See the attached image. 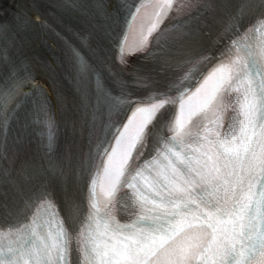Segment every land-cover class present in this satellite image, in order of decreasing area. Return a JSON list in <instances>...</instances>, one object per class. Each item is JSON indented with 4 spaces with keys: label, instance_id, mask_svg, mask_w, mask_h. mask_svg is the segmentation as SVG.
<instances>
[{
    "label": "snow or ice",
    "instance_id": "obj_1",
    "mask_svg": "<svg viewBox=\"0 0 264 264\" xmlns=\"http://www.w3.org/2000/svg\"><path fill=\"white\" fill-rule=\"evenodd\" d=\"M260 23L264 26V21ZM122 39L127 44L128 37ZM146 40L143 32L138 33L133 47L139 49ZM120 51L124 52L125 48ZM245 55L247 58L240 61L221 62L194 92L182 93L178 99L155 97V102L149 106H142L145 101L135 102L126 123L118 129L115 144L126 125L141 127L157 117L161 100L179 105L177 135L163 145V153H157L151 178L145 176L147 166L135 175H125L123 167L116 163L114 147L106 150L110 153L108 164L97 182L105 197L100 207L93 204L90 223L80 233L85 264H93L97 259L101 264H264V176L256 185L258 198L251 192L242 197L239 211L222 206V201L232 192L228 182L222 183V159L232 157L236 146L229 139L217 140L216 133L223 137L230 130L229 127L221 132L220 113L225 110L224 97L238 82H246L247 86L236 101L238 116L243 118L235 121L243 120L245 131L251 130L253 137L257 128L264 133V50L259 59L253 58L251 51ZM83 67L82 63L81 70ZM97 86L103 91L99 80ZM36 90L43 92L42 88ZM103 94L108 101H114L106 92ZM14 95L15 89L0 88V118L5 123ZM114 103L132 102L116 100ZM40 113L46 117L42 121L46 133L42 134L46 135L51 149L55 144L57 123L44 103L40 105ZM197 114H203V119L208 120L207 126L197 122L182 132L190 118ZM210 141L213 142L211 149ZM169 144L178 145L179 150L174 151ZM122 190L129 194L130 202L118 198ZM146 191L155 195L146 196ZM118 206L120 211L134 216L132 223L116 222L114 213ZM56 216L55 212L48 213L49 218L43 221L39 233L34 227L36 219L23 226L18 221L13 222L7 231L0 230V264H79L80 252L72 242L78 231L77 224L83 221L72 213L65 230ZM98 219L103 223H97ZM3 227L0 225V229ZM97 230L125 235L122 241L118 239L116 244L101 248L97 244Z\"/></svg>",
    "mask_w": 264,
    "mask_h": 264
},
{
    "label": "clouds",
    "instance_id": "obj_2",
    "mask_svg": "<svg viewBox=\"0 0 264 264\" xmlns=\"http://www.w3.org/2000/svg\"><path fill=\"white\" fill-rule=\"evenodd\" d=\"M159 102L161 103V110L169 103L168 100ZM208 111L211 112V108ZM155 121L156 117L141 127L134 124L125 126V132L118 138L113 149L116 163L118 166H122L124 171L126 169L135 170L132 154L138 150V146L139 149H143L148 145L149 137L152 135L150 129ZM216 139H229L236 146V151L232 157L222 159L224 166L222 183L228 182L232 190L227 199L222 201V206L227 210L235 208L239 211L242 197L249 195L250 192L255 198L259 196L256 185L260 184V177L264 176V133H261L257 128L256 135L253 137L251 130L245 131L244 122L240 120L234 121L230 125V130L223 137L216 133ZM208 146L211 149L213 142L210 141ZM144 195L153 196L155 193L146 191Z\"/></svg>",
    "mask_w": 264,
    "mask_h": 264
},
{
    "label": "bare ground",
    "instance_id": "obj_3",
    "mask_svg": "<svg viewBox=\"0 0 264 264\" xmlns=\"http://www.w3.org/2000/svg\"><path fill=\"white\" fill-rule=\"evenodd\" d=\"M84 7L94 11V7L90 5L86 4ZM105 8L98 9V12L103 15L107 13L110 15L114 3L107 0ZM8 19L9 26L17 33L14 41L18 50L33 66L34 84L45 91L47 101L54 113L57 114L58 106L54 91V81H56L54 76L57 73V66L53 57L57 53L58 47L54 44L51 34L42 27L43 17L35 12L28 0H15L12 3V11L9 13ZM31 87L32 85L28 88Z\"/></svg>",
    "mask_w": 264,
    "mask_h": 264
}]
</instances>
